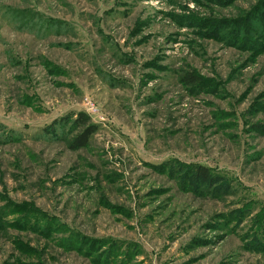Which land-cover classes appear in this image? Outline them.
Listing matches in <instances>:
<instances>
[{
  "label": "rangeland",
  "instance_id": "obj_1",
  "mask_svg": "<svg viewBox=\"0 0 264 264\" xmlns=\"http://www.w3.org/2000/svg\"><path fill=\"white\" fill-rule=\"evenodd\" d=\"M258 124L264 0H0V264H264Z\"/></svg>",
  "mask_w": 264,
  "mask_h": 264
},
{
  "label": "trees",
  "instance_id": "obj_2",
  "mask_svg": "<svg viewBox=\"0 0 264 264\" xmlns=\"http://www.w3.org/2000/svg\"><path fill=\"white\" fill-rule=\"evenodd\" d=\"M183 79L188 85L199 84L201 81L199 76L192 73L185 74ZM89 120V116L86 113H80L79 119L77 121L81 125L80 127L83 126L84 128L71 139L69 147L72 150L85 147L88 144L92 134L95 132L96 126L91 124ZM258 126L264 128V124H258ZM190 167L194 173L195 180L202 183L208 182L212 179L214 180L213 176L211 175V170L208 167L200 164H191Z\"/></svg>",
  "mask_w": 264,
  "mask_h": 264
}]
</instances>
